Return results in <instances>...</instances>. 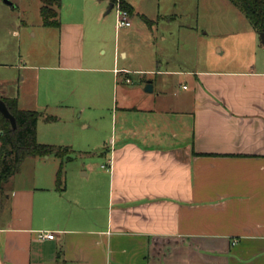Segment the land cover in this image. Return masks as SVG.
I'll return each instance as SVG.
<instances>
[{
    "label": "crops",
    "instance_id": "1",
    "mask_svg": "<svg viewBox=\"0 0 264 264\" xmlns=\"http://www.w3.org/2000/svg\"><path fill=\"white\" fill-rule=\"evenodd\" d=\"M101 1L62 0L60 26L42 23L57 51L32 50L38 64L17 67L19 84L0 83L3 100L42 114L40 144L70 147L56 126L78 110L102 105L105 121L99 157L28 158L0 186V264H264L260 34L238 15V59L135 70L162 88L118 92L132 71L117 49L112 67L94 55ZM175 77L186 84L172 92Z\"/></svg>",
    "mask_w": 264,
    "mask_h": 264
},
{
    "label": "rangeland",
    "instance_id": "2",
    "mask_svg": "<svg viewBox=\"0 0 264 264\" xmlns=\"http://www.w3.org/2000/svg\"><path fill=\"white\" fill-rule=\"evenodd\" d=\"M7 2L0 0V83L3 85L4 81H10L18 85L21 77L17 67L38 64L33 56H27L32 50L39 51V48L49 46L51 52H56L57 47L51 46V36L48 35L51 32L42 26L40 0ZM130 2L136 9L135 15H130L132 26L121 29H116L117 11L113 9L108 13L110 5L106 0L101 1L97 5L98 10L93 11L101 13L92 42L97 60L112 67L117 49L118 66L132 71L130 83H120L118 92L132 93L147 80H154L156 87L162 88L160 76H145L135 70L162 68L191 71L213 63H227L243 55L233 34L240 28L238 15L247 20L229 0ZM175 78H172L174 87L170 86L172 92L186 84L184 77ZM103 112L104 107L96 104L84 113L78 110L73 119L57 124L60 139L66 142L62 146H70L77 152L78 158L99 157L102 150L101 129L105 125ZM86 124L90 127L84 128ZM78 158L68 163L66 170L68 167L78 169L83 163Z\"/></svg>",
    "mask_w": 264,
    "mask_h": 264
},
{
    "label": "trees",
    "instance_id": "3",
    "mask_svg": "<svg viewBox=\"0 0 264 264\" xmlns=\"http://www.w3.org/2000/svg\"><path fill=\"white\" fill-rule=\"evenodd\" d=\"M40 1L43 26L58 28L61 23L62 0ZM108 1L114 6L119 3L129 15L134 13V8L127 0ZM230 2L244 14L255 31L259 34L264 33V0H230ZM4 101L15 117L17 127L13 129L10 122L0 114V186L19 173L21 166L28 158L50 155L64 158L73 152L70 147L40 144L37 139V126L42 114L38 111L19 109L16 99H4ZM63 173L61 167L57 177L59 183L62 182Z\"/></svg>",
    "mask_w": 264,
    "mask_h": 264
},
{
    "label": "built area",
    "instance_id": "4",
    "mask_svg": "<svg viewBox=\"0 0 264 264\" xmlns=\"http://www.w3.org/2000/svg\"><path fill=\"white\" fill-rule=\"evenodd\" d=\"M115 10L117 11V15H116V28L117 29H121L124 27H129L132 25L131 19H130V15L126 10H123L120 7V4L117 3L116 6H114ZM104 168L106 166H103ZM39 238L41 239H49V240H53L55 238L54 233H40L39 234Z\"/></svg>",
    "mask_w": 264,
    "mask_h": 264
},
{
    "label": "water",
    "instance_id": "5",
    "mask_svg": "<svg viewBox=\"0 0 264 264\" xmlns=\"http://www.w3.org/2000/svg\"><path fill=\"white\" fill-rule=\"evenodd\" d=\"M7 2V0H5ZM8 4H10L9 2H7ZM114 8L113 4H110L109 7V11L110 12L112 9ZM261 39L264 43V33L260 34ZM145 91L148 93H151L153 91V84L151 81H149L145 87ZM0 114L10 122V125L12 126L13 129H16L17 127V122L15 117L11 114V112L9 111L5 101L0 97Z\"/></svg>",
    "mask_w": 264,
    "mask_h": 264
}]
</instances>
